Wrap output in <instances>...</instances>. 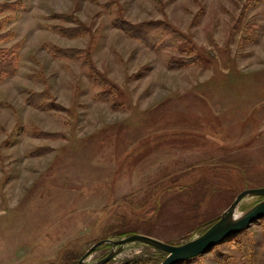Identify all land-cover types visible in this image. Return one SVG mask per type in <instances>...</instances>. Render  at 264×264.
Returning a JSON list of instances; mask_svg holds the SVG:
<instances>
[{
    "label": "rangeland",
    "instance_id": "374dc122",
    "mask_svg": "<svg viewBox=\"0 0 264 264\" xmlns=\"http://www.w3.org/2000/svg\"><path fill=\"white\" fill-rule=\"evenodd\" d=\"M3 51L18 62L0 80V264H71L133 233L181 244L264 186V0H0ZM200 261L264 264V217Z\"/></svg>",
    "mask_w": 264,
    "mask_h": 264
},
{
    "label": "water",
    "instance_id": "95a60500",
    "mask_svg": "<svg viewBox=\"0 0 264 264\" xmlns=\"http://www.w3.org/2000/svg\"><path fill=\"white\" fill-rule=\"evenodd\" d=\"M248 196H264V186L252 187L241 191L215 223L200 236L184 243H168L141 233H133L120 239L107 238L95 243L80 258L77 264H106L112 260L126 244L131 242H143L165 253V258L160 264H179L187 259L202 255L216 245L246 230L254 221L264 217V198L246 212L242 214L238 212L240 203ZM106 243L112 245V250L102 259L93 263H88V257L100 245Z\"/></svg>",
    "mask_w": 264,
    "mask_h": 264
},
{
    "label": "trees",
    "instance_id": "16d2710c",
    "mask_svg": "<svg viewBox=\"0 0 264 264\" xmlns=\"http://www.w3.org/2000/svg\"><path fill=\"white\" fill-rule=\"evenodd\" d=\"M128 23H120V27H123L124 29H126L131 35H135L138 36L141 39H144L148 42H154L155 38L156 39H160L161 44H171L175 41V39H179V40H186V37L180 33L178 30H176L174 27H172L170 24L167 23H163L164 27L161 28L158 24H142L141 26H145V30L139 29L138 26H136V24L127 25ZM57 53H59V49L56 48ZM4 53H0V80L7 75H12L16 72L17 69V62H18V56L15 52L13 53H8L3 51ZM61 53L63 55L66 56H71L74 55L73 54V50L72 53H70V50H66L63 51L61 50ZM94 72L98 73L97 76L95 77L96 80L98 82H105L107 84H110L112 86L111 81H107L105 78H103L102 74L98 71ZM99 77L101 79H99ZM101 80V81H100ZM114 86V83H113ZM262 198H264V196H260ZM219 218V216L216 218V220ZM215 221V220H214ZM208 229V228H207ZM206 229V230H207ZM129 233H122L120 235V237L126 236ZM130 235V234H129ZM246 235V230L240 232L239 234L233 236L235 239L238 237H243ZM230 239V238H229ZM108 244V243H106ZM105 245V244H103ZM159 253H161V255H164L165 253H163L161 250H158ZM166 255V254H165ZM80 259V256H77L73 262L71 264H77L78 261ZM152 261H149V259H141V258H135V259H131V260H127L125 262H123L122 264H151ZM179 264H203L200 261V255L187 259Z\"/></svg>",
    "mask_w": 264,
    "mask_h": 264
}]
</instances>
